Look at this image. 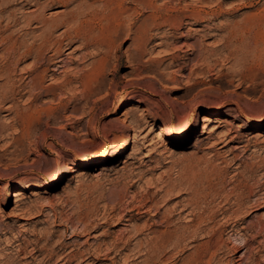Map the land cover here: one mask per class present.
I'll return each instance as SVG.
<instances>
[{
  "label": "rangeland",
  "instance_id": "rangeland-1",
  "mask_svg": "<svg viewBox=\"0 0 264 264\" xmlns=\"http://www.w3.org/2000/svg\"><path fill=\"white\" fill-rule=\"evenodd\" d=\"M38 1L0 4L2 28L7 16L51 21L45 46L42 24L20 23L10 31L39 44L46 65L50 44L59 41L66 66L57 73L59 63L50 65L39 88L33 87L37 73L27 75L21 93L5 102L8 84L0 74V264H112L120 249L118 264H143L144 257L135 259L129 250L135 242L104 254L137 228L141 240L164 228L153 216L161 188L210 183L205 202L219 213L238 179L234 162L251 165L262 156L256 146L264 147V0H122L127 13L117 7L111 15L106 0ZM76 13H83L78 24ZM33 63L31 56L18 68L28 71ZM187 126L184 138H157L161 130ZM131 135L118 159H96ZM86 158L94 160L79 166ZM56 175V185L46 186ZM128 212L136 213L131 222ZM261 220L264 208L248 215L255 232L224 231L222 240L232 248L257 236L251 252L232 251L229 264H264ZM201 241L162 264L188 263ZM128 253L132 259L124 261Z\"/></svg>",
  "mask_w": 264,
  "mask_h": 264
},
{
  "label": "bare ground",
  "instance_id": "bare-ground-1",
  "mask_svg": "<svg viewBox=\"0 0 264 264\" xmlns=\"http://www.w3.org/2000/svg\"><path fill=\"white\" fill-rule=\"evenodd\" d=\"M51 1H53V0H51ZM106 1H107L106 2L107 6L110 7L109 10L107 9L108 13L110 15L115 14L117 7H119L118 11H117L118 13H119V11L120 12H122V11L126 12L127 11V10L121 9V7H122L121 1L122 0H106ZM133 1L140 2V0H133ZM8 3H9V0H0L1 5H5ZM151 3L152 2H150V4ZM104 4H105V2H104ZM35 5H37V6L41 5L40 1L37 0ZM76 14H77L76 16H74V14H73L72 18H73V21L78 24L79 19L82 17L83 13H79V14L76 13ZM11 15H12V13H11ZM89 15H92V13ZM118 15H120V14H118ZM72 18H71V21H72ZM7 19H9V20H8V22L4 28H2V26H1L3 23L2 21L4 19H2V21H0V50L3 52L0 56V74H1V77H3V79H5L7 81V84H8L7 88L4 90V93L1 95L2 102H5L9 97L15 98L17 94L21 93L20 89L22 87H21L20 83L23 80L29 78L27 75L37 73L36 74L37 76H35V78H33V87L39 88V85L41 84V82L48 75L49 71H51L50 65H52V64L56 65L57 63H59V65L56 68H53V71L57 72V73L58 72L61 73L62 70L65 69V67H66L64 64H62V63H64L65 59L63 57H61V54H63L64 50L62 51L61 44H59L57 46V43H59V41H56L53 44L48 43V44H50V46L53 45L52 58L54 57L56 59L57 58H59V59H57L55 62H53V59L50 58L48 60L47 65H46L45 63L41 62V60H42L41 51H43V50H41L42 47L39 44L36 45L37 43H33L32 45H29V44H27V40L25 38H23L22 36H16L14 34L15 32L10 31L11 28L17 26L20 23H26L27 26H30L35 22L37 24H42L43 26H46V33L42 37L43 41H41V42H43V45H44V44H47V42H50V40H51L50 31H51V28L54 26V24L51 21H48L47 19H45L44 17L39 16V15L30 16L27 18L22 17V19H23L22 21L20 18H16V17L10 18V16H7ZM73 21L70 23H73ZM64 33H65V31H64ZM67 34H68V32H66L64 35H62V34L61 35L65 38L67 36ZM77 37H79V39H80L79 35ZM82 41H83V43L81 45L82 48H85L89 45L88 38L83 37ZM31 56L34 58L33 66L30 69L28 68L29 69L28 71L24 70V69H19L18 68L19 65L22 64L27 58H29ZM84 57H86V56H84ZM14 106H11L10 109L14 108ZM189 131H190V127H188V126L183 128L182 130H178V131H175L173 128H167V129H164V130L157 132V135H158L157 138L159 141H163V142L167 139L168 136H174L176 138H184L186 136L187 132H189ZM132 141H133V136L131 135L129 138H125V140H123L122 146L115 149L112 153L101 154L100 156L96 157V159L97 160H104V159H107V157H108L110 159L116 160L119 158V155H121L122 152L130 145V143ZM148 145L154 146L155 144L149 143ZM153 146H151V147H153ZM256 147L258 150H260L262 152V154H261L262 156H261V158H259V161L257 163H253L251 165L243 166L242 164L238 165V164H236L237 162H234L233 165H235V168H233V169L240 170L238 172V174H236V178L238 177V179L233 178L236 181L233 182L234 184H233V187H232L230 194H228V195L226 194L227 195L226 197H222L221 203H223V204L221 206H218L219 207V210H218L219 213L210 212L208 209L209 206H207L206 202H205V197H207L208 194H204V192L209 191L206 189L210 188V186H209L210 183L206 184L207 183L206 182L203 184L201 183L199 185H196L193 182H190L189 187H186L185 189L181 188L178 184H174V185L168 184L166 187L164 186L165 188L160 187L162 190L161 191L162 193H161V196L158 197V198H160V200L157 201L155 206H154L156 212L155 213L153 212L154 213L153 216L159 217L158 220H159L160 226L161 227L163 226L164 228L162 230L154 231L152 233V235H150L148 238H146V240H141L139 238L143 233H142V230H140L138 228L134 230L135 232H134L133 236L130 235V237L128 236V238H125V237L121 238L120 237V239L115 238L118 241L117 242L115 241L116 243L113 244V247H114L113 249H112V247L110 249H108V248L106 249L109 252H106V254H104L105 258L110 257L112 255V253L115 252V250L121 244L124 246L123 249H126V248H131L132 242H135L133 244L134 248L129 249V250H131V252L135 253V254H133V257H136L137 255H139L135 259H140L141 257H144V259L140 261L143 264H162V262L166 258V256H169L168 258L172 259V261L175 260L177 254L184 252V250H186V248L189 245L197 242L199 240V238L202 241L198 242L196 245H194L195 252L192 255H190L191 258L188 261V263H186V264H229L230 263L229 258H230V254L232 253V251L235 250L236 252L239 253L241 250L245 249V255L249 254L251 252V246L256 241L257 236H251L250 235V236H248V239H246V238L243 239L242 237H245V236L241 234V231L246 230L247 233L248 232H250V233L255 232V227L253 226V223L247 221L248 215L250 213L252 214L253 212L259 210L260 208H264V147H261V146H256ZM92 159L93 158H86L84 160H80L78 165L79 166H88L91 164ZM228 165L229 164H227V167H226L227 169H229V167H230ZM217 169L218 168L214 167L212 170V173L214 174L213 176L216 177V179L219 178V175L217 173V171H218ZM218 172H221V171H218ZM259 172H260V174H259ZM258 176L260 178H258ZM57 178H59L58 175L55 176L54 180L47 182L46 186L52 187V186L56 185L57 180H58ZM150 181H151V179H150ZM147 182H148V180H147ZM250 182H252V184ZM22 189L25 190V188H22ZM23 190H20L19 192H17L18 196L24 194ZM158 192H160V191H158ZM183 193L188 194V198L184 197L187 199L179 201L174 205H170L171 201H173L176 197H179ZM220 197H221V194H220ZM132 198H134V197H132ZM215 198H217V196ZM134 199H136V197ZM153 202H155V201H153ZM159 203H163V206L160 207ZM140 207H143V206H140ZM140 207H138V209H137L138 214H140V211H139ZM143 208H145V207H143ZM163 208H165V209H163ZM150 209H147L145 212L144 211L143 212L144 213H150L151 212ZM130 214L128 212L129 218L126 221L131 222L135 219L136 213H134V215H130ZM121 220H124V219H121ZM183 220H184V222H181ZM155 222H156V220H155ZM247 222H248V225L244 226V224ZM260 224L263 226L264 220H261ZM156 225H158V224H156ZM228 227L232 228L231 234L236 235V236L240 235V236H242L241 237L242 239L241 238L240 239L244 240L239 245L234 246V248L229 247L228 244L223 242V240H222L223 235H224V231ZM259 228H260V226H259ZM256 231H258V230H256ZM246 236H247V234H246ZM236 241H238V240H236ZM94 253H97V252L95 251ZM140 253H142V254H140ZM99 254L103 255L101 253H99ZM99 254H97V255H99ZM258 255H259V253H258ZM121 256H122V253H121V249H120V251H117L116 254L114 256H111V258H109V259L111 260L112 264H118L121 261V258H120ZM130 257H131V255H129V253H128V254H123L122 258L124 259V261H128L130 259ZM168 258H166V260H168ZM50 259H52V258L50 257ZM240 260H241V258L238 261H240ZM49 261H51V260H49ZM172 261H170L169 263H172ZM65 263L66 262H64L63 264H65ZM67 263H68V261H67ZM240 264H242V262Z\"/></svg>",
  "mask_w": 264,
  "mask_h": 264
}]
</instances>
